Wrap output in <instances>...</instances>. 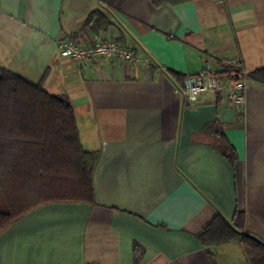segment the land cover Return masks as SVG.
<instances>
[{
    "label": "crops",
    "instance_id": "1",
    "mask_svg": "<svg viewBox=\"0 0 264 264\" xmlns=\"http://www.w3.org/2000/svg\"><path fill=\"white\" fill-rule=\"evenodd\" d=\"M94 11L111 21L97 33ZM96 34L143 60L59 51ZM206 61L225 81L264 66V0H0V67L66 94L100 155L94 202L29 211L0 233V264H250L240 240L197 237L240 210L264 242V85L250 79L244 105L226 90L191 101L183 79Z\"/></svg>",
    "mask_w": 264,
    "mask_h": 264
},
{
    "label": "trees",
    "instance_id": "2",
    "mask_svg": "<svg viewBox=\"0 0 264 264\" xmlns=\"http://www.w3.org/2000/svg\"><path fill=\"white\" fill-rule=\"evenodd\" d=\"M90 15L86 24L95 22L96 33L111 24L101 11ZM248 75L264 85V66ZM80 136L66 94H51L43 84L0 67V233L45 203L94 202L93 176L100 155L85 150ZM229 158L237 156L232 152ZM245 221L240 210L231 222L219 215L197 238L207 246L240 240L249 263L264 264V242L245 231ZM135 250L138 261L143 250Z\"/></svg>",
    "mask_w": 264,
    "mask_h": 264
},
{
    "label": "built area",
    "instance_id": "3",
    "mask_svg": "<svg viewBox=\"0 0 264 264\" xmlns=\"http://www.w3.org/2000/svg\"><path fill=\"white\" fill-rule=\"evenodd\" d=\"M225 1V0H219ZM59 51L76 62L88 63L99 57L110 58L138 65L143 59L135 54L132 49L122 45L115 39L104 38L96 34L89 45L81 44L80 41L71 37H63L59 40ZM226 81L206 61L205 68L195 74L186 75L183 89L191 101H198L199 97L206 93L227 92V98L237 104L244 105L246 95L244 93L248 81V72L242 69L241 63L237 62Z\"/></svg>",
    "mask_w": 264,
    "mask_h": 264
}]
</instances>
